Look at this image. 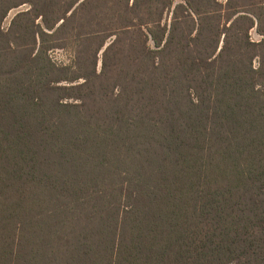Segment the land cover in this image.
<instances>
[{
    "label": "trees",
    "instance_id": "1",
    "mask_svg": "<svg viewBox=\"0 0 264 264\" xmlns=\"http://www.w3.org/2000/svg\"><path fill=\"white\" fill-rule=\"evenodd\" d=\"M0 264H264V0H0Z\"/></svg>",
    "mask_w": 264,
    "mask_h": 264
},
{
    "label": "rangeland",
    "instance_id": "2",
    "mask_svg": "<svg viewBox=\"0 0 264 264\" xmlns=\"http://www.w3.org/2000/svg\"><path fill=\"white\" fill-rule=\"evenodd\" d=\"M222 3H224L226 0H218ZM29 8L28 4H22L19 7L13 8L11 9L4 21H3V28H8V26L10 25L12 19L14 18V16L24 10H27ZM250 37L252 40L254 41H259L260 40V36L256 33V31L254 29L251 30L250 32ZM68 42V41H67ZM67 44V43H66ZM73 46L70 45L69 43L67 45H65L64 48H57V49H52L49 54L51 56V58L57 62L58 64H69V62H71L74 59V51H73ZM101 57V55H99ZM255 65H257V61L255 60ZM98 67H100V62Z\"/></svg>",
    "mask_w": 264,
    "mask_h": 264
}]
</instances>
